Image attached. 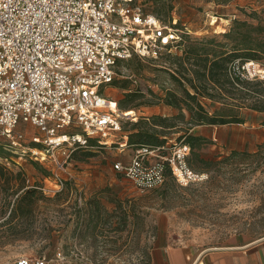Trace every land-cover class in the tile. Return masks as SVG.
Wrapping results in <instances>:
<instances>
[{"label": "rangeland", "instance_id": "rangeland-1", "mask_svg": "<svg viewBox=\"0 0 264 264\" xmlns=\"http://www.w3.org/2000/svg\"><path fill=\"white\" fill-rule=\"evenodd\" d=\"M137 2L170 25L177 21V29L189 33L186 37L193 41H205L208 51L232 50L234 36H222L236 20L260 25L263 33L253 35L264 36V0ZM215 38L214 47L209 42ZM220 43L223 48H217ZM183 51L119 63L115 82L102 89L103 96L120 112L134 113L123 121L122 131L111 138L110 146L68 149L69 159L63 150H56L46 160H36L23 149L46 150L45 145L33 142L36 137L46 138L39 128L20 125L17 131L23 135V148L14 149L0 140L4 167L0 173V264L22 257L53 258L59 250L78 264H149L150 250L160 243L186 244L203 252L235 237L264 239V112L251 108L264 105V58L244 65L234 61L229 74L235 85L210 84L215 97H199L212 115L231 111L244 121L192 130L204 141L194 154L191 149L187 161L193 172L208 175L207 181L183 186L172 175L162 186L143 191L115 168L136 157L128 146L118 144L122 137L133 133L138 123L150 129L145 119L156 117L159 107L162 112L157 117L162 118V104L170 92L184 97L189 89L195 94L185 80L179 83L172 77L179 68L176 58ZM249 63L255 66L248 68ZM237 77L245 82H237ZM174 109L165 113L171 119L181 114ZM185 113L186 119L175 120L176 129L158 132L168 143L169 157L185 146L179 142L190 121ZM68 132L81 131L72 127ZM93 217L107 222L100 225L96 238L87 235L84 224Z\"/></svg>", "mask_w": 264, "mask_h": 264}, {"label": "built area", "instance_id": "built-area-1", "mask_svg": "<svg viewBox=\"0 0 264 264\" xmlns=\"http://www.w3.org/2000/svg\"><path fill=\"white\" fill-rule=\"evenodd\" d=\"M176 24L137 0H0V140L23 148L20 125L39 128L46 138L33 142L46 150L23 149L36 160L56 150L69 159L68 149L110 146L129 117L112 108L102 89L114 84L122 61L182 51L189 33ZM72 127L81 132L69 133ZM190 151L185 145L169 157L167 145L142 147L129 165L115 168L143 191L162 186L169 169L183 186L207 181L189 167ZM68 261L59 250L51 259L22 257L9 264Z\"/></svg>", "mask_w": 264, "mask_h": 264}, {"label": "trees", "instance_id": "trees-1", "mask_svg": "<svg viewBox=\"0 0 264 264\" xmlns=\"http://www.w3.org/2000/svg\"><path fill=\"white\" fill-rule=\"evenodd\" d=\"M245 27V31L242 29ZM263 33L261 26L256 27L250 25L247 21L236 20L233 28L229 33H225L223 38H232L235 42L232 46V50L227 52L225 50L218 51L217 49H208L205 47V41H193L191 38L186 39L184 46L183 56L177 57L179 68H177L176 74L182 76L179 79L176 74L172 77L175 81L181 83L185 80L186 83L194 90L193 94L189 89H186L184 97H180L178 94L170 92L166 97L165 104L181 110V114L176 118L163 119L161 117L155 118L153 121H148L147 126L150 129L140 127L138 123L135 127L141 128L138 132H133L129 135V144L141 149L142 147L156 148L165 146L167 144L166 139H163L157 132V128L163 129L169 128V130L176 129L177 125L175 120L182 118L186 119L187 112L190 115V121L188 127L185 130V135L179 138V142H183L192 149L193 154L198 149L204 139L198 137L192 133V130L200 126H227L232 124H244V121L237 115H231V111H224L223 114H211L208 112L204 105L199 100V97L203 98L211 97L215 95L210 93V84H219L226 86L227 84L235 85L232 77L229 74V65L236 60H241L242 65L249 61H259L264 58V36L255 37L253 33ZM209 44L215 47L218 44L217 39H213ZM203 46V47H201ZM217 48H223L222 43ZM203 52H206L204 54ZM208 52V53H207ZM210 53L213 55V60H210ZM237 82L244 83L240 77L236 78ZM254 110L264 112V105L252 106ZM169 122V127L168 123ZM0 173H4V167L0 164ZM172 176V171L169 169L167 177Z\"/></svg>", "mask_w": 264, "mask_h": 264}, {"label": "crops", "instance_id": "crops-1", "mask_svg": "<svg viewBox=\"0 0 264 264\" xmlns=\"http://www.w3.org/2000/svg\"><path fill=\"white\" fill-rule=\"evenodd\" d=\"M162 107L164 110L162 118L169 120V115L165 113L169 112V109L172 110L174 108L166 104H162ZM161 112L162 110L159 107L156 109L155 115L159 116ZM157 116H152L150 117L151 119L147 118L145 120L153 121L155 118H158ZM140 129L141 128L138 127L134 132H138ZM152 129H157V132L165 130L161 127ZM121 140L122 143L118 144L123 146L126 145L129 149L137 153L139 150L137 147L128 145V135L122 137ZM104 220L106 219L99 217L87 218V220L84 221L87 235L90 234L92 238H96L100 230V225L107 223L104 222ZM79 221V219L76 221L77 224L80 223ZM72 261H68L67 264H78ZM149 264H264V239L254 241L245 237H235L222 247L204 250L203 252H195V249L186 244L181 245L173 242H166L165 244L160 243L150 250Z\"/></svg>", "mask_w": 264, "mask_h": 264}, {"label": "bare ground", "instance_id": "bare-ground-1", "mask_svg": "<svg viewBox=\"0 0 264 264\" xmlns=\"http://www.w3.org/2000/svg\"><path fill=\"white\" fill-rule=\"evenodd\" d=\"M110 102H111V101H110ZM111 103H112V102H111ZM112 108H113L114 110H118V108H117L116 106H114L113 104H112ZM133 113H134L133 111H125V115H126V116H131Z\"/></svg>", "mask_w": 264, "mask_h": 264}]
</instances>
